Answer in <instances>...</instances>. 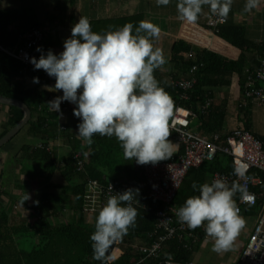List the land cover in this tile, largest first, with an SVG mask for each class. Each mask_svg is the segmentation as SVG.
Instances as JSON below:
<instances>
[{"label":"trees","instance_id":"obj_1","mask_svg":"<svg viewBox=\"0 0 264 264\" xmlns=\"http://www.w3.org/2000/svg\"><path fill=\"white\" fill-rule=\"evenodd\" d=\"M205 19L207 21L206 15ZM36 21L37 13L33 9H0L1 43L13 49L17 46L19 37L34 27ZM91 25L94 32L101 34L108 30L118 29L102 19L91 21ZM227 25L228 18L227 24L221 27L219 32H212L207 28L206 23L205 29L211 36L210 43L212 45L210 44V46L195 47L183 39L177 40L172 45L168 63L172 65L173 79L189 78L193 66L198 67L196 74L198 82L192 89L185 91L176 86L170 78L171 74L163 70L162 67L154 72L160 86L174 100L173 114L178 106L196 108L197 118L200 119L202 125H200V129L195 130L191 124V129L200 132L199 134L202 136L203 131H208L213 136L216 133H226L229 130L227 128L228 105L221 107L215 103L207 113L204 114L201 111L206 101L216 95L213 90L230 87L237 74H240L242 91L247 86L243 74L244 64L234 60L232 54H225L220 48L214 47ZM235 29L239 35L232 44L234 47H242L256 56L264 55V47L260 46L261 43L246 39L240 28L236 27ZM41 48L47 53L53 47L44 40ZM40 55L41 53L37 52L35 58L38 60ZM10 60L8 54L0 51V96L23 101L30 107L32 119L17 137L21 133H25L27 139L33 137L35 140L27 141L21 146L14 155L12 166L0 167V264H15L17 261L21 264H102V261L93 258L90 240L91 234L95 231L96 222L91 224L86 222L89 207H96L97 211L92 212L96 217L102 208L100 193H97L98 199L95 202L87 195V184L90 179L99 181L103 186L112 183L118 190L139 189V195L133 201V206L138 211L135 224L129 228L127 235L116 243L115 249L120 252L121 256L113 258L112 261L111 259L107 260L106 264H165L166 262L189 264L192 262L197 251V242H202L204 239L201 234L198 235L199 240L189 247L184 246L178 240H167L163 242V251L161 250L157 255L145 258L143 262H140L142 255L136 252L133 246L141 234L154 228L158 208L162 205L151 201L148 197V182L142 171L144 165H138L134 159H124L123 149L115 137L109 138L96 134L93 137L94 142L91 145L87 144L91 148V160L87 163L88 170L81 174V182L74 188V196L71 197V200L66 194L56 192L57 187L67 185L58 179L59 176L61 180L77 178L73 169L78 166L80 160L71 150L79 151L78 146L80 147L84 141L77 138V125L81 121L73 114L76 105L64 101L60 104V110L55 106H50L48 103L54 100L53 94L39 88L26 89L24 76L36 71L46 81H50V79L42 70L27 68L24 65H20L17 69L8 67ZM263 85L262 82H255V87L262 88ZM245 92L246 90L244 95ZM184 96L187 97L183 98ZM253 106L251 102H243L238 107V111L240 110L243 114L240 129L253 133L264 142V131L255 130L253 113L250 110ZM1 107L3 106L0 105ZM6 109L9 112V118H6L0 138L5 136L24 117L23 110L19 108L6 107ZM65 109L67 110L65 111ZM62 113L67 114V130L65 132H61L58 126L59 116ZM170 132V139H177L176 134L171 130ZM60 138L63 141L59 150L53 145L58 144ZM36 142L43 144L38 146ZM171 158L161 162H168ZM60 163H65L66 166L60 168ZM232 170H234L233 159L224 153H218L213 162H206L200 168L192 169L186 176L183 187H186L187 193L193 192V194H186L185 201L188 197L199 194L198 190H193V182L198 185L206 182L211 183L217 173H227ZM23 177L27 180L33 177L46 182L51 187L50 191L41 193L35 204L37 221L28 232L31 239L23 233L21 221L25 218L16 215V213L11 214V209L3 208L4 200L14 201L24 194L23 190L29 192L25 188ZM189 179L191 182H188ZM65 188L69 189L70 187L67 185ZM239 194L238 192L237 197ZM59 200H62V203ZM66 211L68 214H72L73 218L66 219V222L58 220V217L65 216ZM14 237L21 243L24 240L23 244L25 245L28 243L30 250L16 251ZM35 237L37 240L32 242ZM17 245L20 249V243Z\"/></svg>","mask_w":264,"mask_h":264},{"label":"clouds","instance_id":"obj_2","mask_svg":"<svg viewBox=\"0 0 264 264\" xmlns=\"http://www.w3.org/2000/svg\"><path fill=\"white\" fill-rule=\"evenodd\" d=\"M156 2L167 6L170 0ZM261 3L246 0L244 11L258 9ZM232 4L233 0H178L176 7L181 21L196 23L205 5L211 14L226 19ZM160 34L161 28L148 20L140 21L135 30L132 23H127L101 34L92 30L89 17L81 16L61 53L36 49L41 55L30 62L35 70H44L55 78L54 89L63 93L48 104L58 110L64 101L76 105L73 114L81 121L77 138L91 145L96 134L115 137L124 159H134L138 165H156L172 157L176 148L170 139L174 100L154 75L166 63L163 50L154 44ZM33 82L39 83V78H33ZM234 174L244 177L240 168ZM192 188L199 194L175 209L179 222L192 230L203 227L206 239L213 241V251L233 250L246 226L234 197L239 192L243 199H251L246 188L238 180L229 184L225 177L201 185L193 182ZM138 195L139 189L132 188L115 192L100 209L90 240L93 258L102 264L112 259L106 255L109 248L134 226L138 211L133 201ZM29 199L26 194L24 200Z\"/></svg>","mask_w":264,"mask_h":264},{"label":"built area","instance_id":"obj_3","mask_svg":"<svg viewBox=\"0 0 264 264\" xmlns=\"http://www.w3.org/2000/svg\"><path fill=\"white\" fill-rule=\"evenodd\" d=\"M206 18L207 28L212 32H219L221 27L227 24V18L221 19L217 15L211 14L209 9L206 12ZM44 39V32L38 27H32L19 37V42L13 49L3 45L0 41V51L8 54L12 60L20 65L34 68V65L30 62L31 58L36 57V49L41 47ZM256 57L258 67L246 88L245 102H251L254 106L263 109L264 87H255V82L264 83V55L259 54ZM42 71L47 78L55 81V78L49 77L44 70ZM197 71L198 67L193 66L190 71L191 76L185 79H177L175 84L185 91L192 89L198 82ZM213 104V99H208L201 108L202 113H207ZM197 113L194 107L178 106L170 119V130L176 134L177 140L182 143V152L172 155L171 160L168 162H161L156 165L149 164L142 167L143 175L148 182L147 194L149 199L162 206L158 208L154 228L136 240L142 242V245H134L133 248L142 255L140 262H143L145 258L157 255L163 249V242L167 240H178L186 247L196 243L199 240V234L204 236L202 242L206 240L203 227L192 230L186 224L179 222L175 215V209L179 208L176 206L175 200L183 187L186 176L192 169H198L206 162H213L218 153H224L233 159L234 170L227 173H217L213 180L218 177H225L229 184L238 180L251 196V199H243L240 193L238 197L237 194L234 197L240 209V215L245 216L246 223L253 219L251 230L247 232L243 229L239 234V236H242L248 233V236L246 237L245 246L234 264H264V142L253 133L237 128L229 129L226 133H216L211 138L202 136L199 132L191 129V120L197 118ZM66 123L67 114H60L58 126L61 132L67 130ZM62 141L63 139L60 138L59 143L54 144L53 147L60 150ZM36 144L42 146L43 143L36 142ZM71 151L80 160L78 166L73 169L77 174L75 179L77 180L80 179L82 173L87 171V161L82 158L81 153L76 149ZM65 166V163L59 164L60 168ZM237 168L244 172V177L241 178L234 174ZM115 192H123V190H118L112 183L103 186L97 180L90 179L88 181L87 195L95 202L98 199L97 193H100L102 196L101 206ZM259 201H261V204H259ZM89 209L94 212L97 211L95 206H91ZM155 233H163L162 241L155 240ZM165 264L173 263L166 262Z\"/></svg>","mask_w":264,"mask_h":264},{"label":"crops","instance_id":"obj_4","mask_svg":"<svg viewBox=\"0 0 264 264\" xmlns=\"http://www.w3.org/2000/svg\"><path fill=\"white\" fill-rule=\"evenodd\" d=\"M61 3L63 2H59L58 0H0V9H33L37 13V21L34 27H38L44 32V40L48 42L51 47H53L52 51L56 54H59L64 50V41L71 36V29L73 25L79 21V18L81 16L89 17L90 22L95 19H102L104 21H107L113 27L117 26L110 23V21L121 19V23L119 24V27H117L118 29L127 24V21L122 20L126 18H131L130 23L133 24L134 30L135 27H137L139 25V22L142 20H148L158 25L161 28V34L159 39L154 41V44L156 47H159L163 50L166 63L161 67L163 68V70L167 71L170 74L173 73L172 65H170L168 61L171 56L172 45L177 40L183 39L188 43H191L195 47L210 46L211 36L210 33L205 29V15L207 10L209 9V6L207 5L204 6V12L199 17L196 23H188L186 21H181L178 17L176 7L178 0H170V3L167 6H158L156 0H70L64 2L67 4V7H61ZM245 3L246 0H234L231 7V11L227 16L228 25L222 31L223 35L220 37V39L218 37L214 47L217 49L220 48L225 54H232V56L235 58L234 60H237L240 63L244 64V81L247 82L248 86L250 78L255 74L256 69L258 67L256 54H251L248 51L244 50L242 47H234L232 44L236 41V37L239 35L237 30L235 29L237 27L241 29V31L243 32V36L246 39L255 41L258 44L262 42V45L260 46L264 47V0H262V3L258 9H253L251 12L244 11ZM39 17L42 19V21H39ZM14 62L15 64H9L8 67H14L15 69H17L20 64L16 61ZM9 73L11 74L10 71ZM173 74H171L170 78L175 84V81L177 79L172 78ZM15 76H17V74H15ZM35 77L39 78V83L33 82V78ZM24 82L26 84V89L39 88L40 90H46L43 89L42 85H49L52 83V80L46 81L39 75L38 72L32 71L24 76ZM240 82V74H237L233 78V83L230 87L218 88L225 89V91L220 92V96L222 97L220 100L216 99V95L211 98L213 99L214 104H219L221 107L228 105L229 107V100L232 97L231 91L235 90L237 94H243L246 90L245 89L244 91H242ZM216 90L217 89L213 91L216 93ZM236 90H239V93ZM223 92H229V98H223ZM51 93L54 95L53 92ZM186 97L187 96H184L183 98ZM55 98L56 97L54 96V99ZM250 110L253 113L254 123V120L258 116V114L263 113H254L251 108ZM239 112L240 110L238 111L237 109L235 116L228 113V129H240L242 127L243 114L240 112V115ZM6 118H9V112L6 107L3 106L0 108V134L4 129L3 126L5 124ZM230 121L234 124L236 123L235 128H231ZM191 122L193 123L194 119H192ZM192 126L195 127V125L193 124ZM254 126L255 130L257 131H264V119L263 121L259 122L258 125L254 124ZM257 127H260V129H257ZM195 130L198 129L195 127ZM33 140H35L33 137L27 139V141ZM171 141L176 144V148L173 152V155L182 152V143L179 142L177 139H171ZM82 144L87 146V148L85 149L87 155H84L82 153L84 150L83 148H80L78 146V150L88 163L91 160V148L88 147L85 141L82 142ZM61 182L67 184L70 188L66 189L65 187L67 185H64L63 187H57L56 192L57 189L62 188L63 192H59V194H66L67 197H69V200H71V197L74 196V188L79 184V182H77V180L75 179H64L61 180ZM188 182H191V179H189ZM185 189L186 187L184 186V190L177 196L176 206L178 207H181L184 204V197L186 196V194H193V192L187 193ZM44 191H50V189H46ZM29 192L30 195H32L31 190H29ZM59 202L62 203V200H59ZM36 203L37 200H35V197H30V199L27 201L23 200L21 205H18L16 208L12 205L10 206L11 214L16 213L18 211V208L24 211V214H22L21 216L25 218L21 221V226L24 229L23 233L29 232L32 229V226H34L37 221V213L35 209ZM3 208L5 209L4 206ZM16 215L20 216L21 214L16 213ZM70 215L73 218V215ZM92 215H94V213L91 212L87 213L86 215V222L88 224L96 222V218H92ZM243 217L245 218V216ZM58 220H60L59 217ZM25 225H28L29 227H26ZM244 229L249 232L251 230V225L246 223ZM209 239L211 238L209 237ZM246 241L247 238H242L241 236L237 237L236 241L234 242V247L236 248L237 254L236 256L231 255L228 258L226 264H234L236 262L237 257L245 246ZM23 243L24 240L22 241V243H20V247L21 244L24 247L28 246V243L26 245ZM110 249L113 251L112 259L117 258L115 247L113 246Z\"/></svg>","mask_w":264,"mask_h":264},{"label":"rangeland","instance_id":"obj_5","mask_svg":"<svg viewBox=\"0 0 264 264\" xmlns=\"http://www.w3.org/2000/svg\"><path fill=\"white\" fill-rule=\"evenodd\" d=\"M59 2L62 1L63 3H61V7H67V4L64 3L66 1H70V0H58ZM37 10V9H36ZM38 11V10H37ZM123 21H127L126 23H130L131 18H126V19H122ZM39 21H42V19L39 17ZM55 23V22H54ZM110 23L116 25L117 27H119V24L121 23V19H116L114 21H110ZM50 25V24H49ZM12 60V59H11ZM11 65L15 64L14 60L8 62ZM167 69V67H166ZM54 85H55V81H52L51 84L47 85L49 86V88H45V85H42L43 89H46V91H51L54 93L53 96L58 97V96H62L63 93L62 92H58L54 89ZM225 91V89H217L216 90V99L220 100L222 97L220 96V92ZM239 93V90H236ZM232 92V97L229 100V113L233 116H235L236 110L238 109V107L246 101V97L244 94H237L235 92V90L231 91ZM223 98H229V92H223L222 94ZM219 105V104H218ZM252 111L254 113H263V114H258V116L255 118L254 120V124L258 125L259 122L263 121L264 119V108L261 109L257 106H253ZM12 123V120L10 121ZM193 125H195V127L197 129H200V125H202L200 119L196 118L194 119V122L192 123ZM230 126L231 128H235L236 123H232L230 121ZM195 127H193V129H195ZM257 129H260V127H257ZM19 134V133H18ZM17 134V135H18ZM202 134L206 137H210L212 136L211 133H209L208 131H203ZM17 135L9 142L6 143L5 146H3L0 150V167H10L12 166V160L14 158V155L16 154V152L21 148V146L27 142V136L25 135V133H21L18 137ZM80 148H83V154L87 155L85 152V149L87 148L86 145L81 144ZM90 158V157H87ZM89 163V162H88ZM88 170V168H87ZM58 179L61 181V177L59 176ZM77 182H81V179H77ZM23 183L25 185V188L28 190H31L32 195H30V192L28 191H24V194H21L17 199H15L14 201H8V200H4L3 202V206L5 207V209L9 210L10 206H14L16 207L17 205H20L22 203V201L24 200V197L26 196V194H28L30 197H35V200H38L41 193L46 190V189H51V187L49 186V184H47L44 181L35 179V178H31L30 180H27L26 178L23 177ZM184 190V187H182L179 191V194ZM62 193L63 189L59 188L57 189V193ZM34 193V194H33ZM195 194V193H194ZM89 212H94L93 210L89 209ZM17 214H21L20 216H22V214H24V211L18 208V211L16 212ZM72 216L70 214H68V212H65V216L60 218V221L66 222V219H71ZM92 218H96V216L92 215ZM253 223V219L250 220V222L248 223L249 225H252ZM26 226V225H25ZM150 231H146L143 234H147ZM24 234L26 236L29 237V239H31V235L28 232H24ZM141 234V235H143ZM140 235V236H141ZM248 236V233H245L244 235H242V238H246ZM164 235L163 233H155L154 234V238L156 241H162ZM37 239L35 237V239L32 242H35ZM14 242L16 245L17 250L16 251H20L22 250L23 252L25 251H29L30 250V245L29 246H23L21 244L20 249L18 248V243H21L19 240L16 241V238L14 237ZM38 243V242H37ZM116 243V242H115ZM114 243V244H115ZM112 245V247H116L115 245ZM142 245V242H140L139 240L135 242V246H139ZM213 248V241L212 239L209 240H205L204 242H197V251L196 254L192 260V264H226V262L228 261V258L231 255L236 256L237 251L236 248L233 247V250L228 251V252H222V253H217L215 251L212 250ZM106 255H109L111 257H113V251L109 248L108 253ZM121 254L119 251L116 250V257H120ZM24 263V262H23ZM15 264H21L20 262H16Z\"/></svg>","mask_w":264,"mask_h":264},{"label":"water","instance_id":"obj_6","mask_svg":"<svg viewBox=\"0 0 264 264\" xmlns=\"http://www.w3.org/2000/svg\"><path fill=\"white\" fill-rule=\"evenodd\" d=\"M0 105L4 107H16L23 110L24 112L23 119L14 128H12L5 136L0 138V149H1L3 146H5L6 143H9L18 133H20L30 123L32 119V111L30 107L23 101L14 98H8L5 96H0Z\"/></svg>","mask_w":264,"mask_h":264}]
</instances>
